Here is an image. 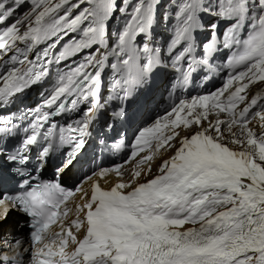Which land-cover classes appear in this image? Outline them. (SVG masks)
Returning a JSON list of instances; mask_svg holds the SVG:
<instances>
[{
  "label": "snow or ice",
  "instance_id": "1",
  "mask_svg": "<svg viewBox=\"0 0 264 264\" xmlns=\"http://www.w3.org/2000/svg\"><path fill=\"white\" fill-rule=\"evenodd\" d=\"M168 4L175 10L161 13L164 0H0V181L19 185L0 193V230L13 210L30 229L29 246L21 251L24 241L16 240L15 254H0V264H264V90L248 97L264 83V0ZM118 16L123 24L111 31ZM205 16L213 19L206 24ZM170 21L165 47L155 46V25ZM221 21L228 23L222 41ZM199 32L209 38L198 45ZM221 44L231 52L221 88L174 101L138 130L124 163L97 165L74 188L62 186L105 106L106 69L121 101L111 119L127 120L125 101L154 66L170 60L184 87L196 66L211 67ZM53 65L64 70L41 102L7 111ZM168 152L153 175L152 162ZM56 153L54 179L40 180Z\"/></svg>",
  "mask_w": 264,
  "mask_h": 264
},
{
  "label": "bare ground",
  "instance_id": "2",
  "mask_svg": "<svg viewBox=\"0 0 264 264\" xmlns=\"http://www.w3.org/2000/svg\"><path fill=\"white\" fill-rule=\"evenodd\" d=\"M260 89H256V92H258ZM255 91L251 92V95L254 94ZM186 134V133H184ZM183 134V135H184ZM153 175L155 174L152 173ZM71 174L68 173L65 176V180L70 176ZM147 178V177H145ZM113 179H115L113 177ZM106 188L109 187V185H104ZM11 207V206H9ZM23 224L22 216L18 211H10L9 217L7 222L4 224V227L2 230H0V249H2V253L0 254H6L9 257L13 256L15 254V241L16 240H23L24 243L21 245L20 249L22 251L23 247L29 246V236L25 230V227H20V225ZM24 259L28 260L27 254L24 256Z\"/></svg>",
  "mask_w": 264,
  "mask_h": 264
},
{
  "label": "rangeland",
  "instance_id": "3",
  "mask_svg": "<svg viewBox=\"0 0 264 264\" xmlns=\"http://www.w3.org/2000/svg\"><path fill=\"white\" fill-rule=\"evenodd\" d=\"M175 9H173L169 4H168V1H167V7H166V11H174ZM172 22H174V21H172ZM21 215V214H20ZM22 216V219L24 218V216L23 215H21ZM25 230H27V229H25Z\"/></svg>",
  "mask_w": 264,
  "mask_h": 264
}]
</instances>
